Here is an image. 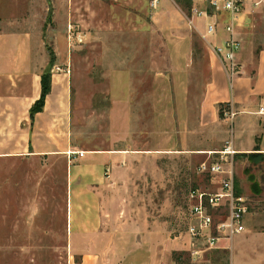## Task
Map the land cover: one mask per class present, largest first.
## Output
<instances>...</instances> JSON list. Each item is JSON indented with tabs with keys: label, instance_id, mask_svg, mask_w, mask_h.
I'll return each mask as SVG.
<instances>
[{
	"label": "rangeland",
	"instance_id": "374dc122",
	"mask_svg": "<svg viewBox=\"0 0 264 264\" xmlns=\"http://www.w3.org/2000/svg\"><path fill=\"white\" fill-rule=\"evenodd\" d=\"M206 20L191 19L190 7L179 0H0L3 46L38 49L37 64L46 70L55 61L52 50L69 64L73 149L135 150L130 166L116 175L120 184L106 186L108 225L125 221L117 210L126 204L144 206L173 237L184 229L188 191L208 183L196 167L218 157L223 147L208 149L224 144L225 133L221 122L199 119L209 81L200 34ZM249 22L238 36L256 53L264 48V7ZM217 35L215 44L224 36ZM229 108L218 107L221 120ZM252 159L234 158L235 186L248 197L249 229L227 248L187 246L182 251L189 264H231L238 238L233 264H264V185L258 194L251 189L264 162ZM66 161L58 155L0 157V264H69L70 254L79 261L69 246ZM118 189L130 197L115 198ZM193 248L202 250L195 258Z\"/></svg>",
	"mask_w": 264,
	"mask_h": 264
},
{
	"label": "crops",
	"instance_id": "0c3cea01",
	"mask_svg": "<svg viewBox=\"0 0 264 264\" xmlns=\"http://www.w3.org/2000/svg\"><path fill=\"white\" fill-rule=\"evenodd\" d=\"M260 8L263 7L256 11ZM252 15L247 16L245 25L249 26ZM199 19L202 18H194L195 21ZM219 19L217 37L219 32L224 36L216 41L218 44L226 36L223 24L228 15L222 13ZM2 38L0 34V157L58 155L67 158L69 246L72 254L79 255V261L75 262L71 261L70 254L69 264H165L167 260L175 263L171 252L191 246V239L187 234L171 237L163 224L152 222L144 206L126 204L117 210L118 217L125 216L124 222L105 223L104 216L109 211L106 206L110 200L106 186L120 184L116 175L130 166L135 150H85L79 156L73 149L71 76L67 60L59 59L60 54L52 50L55 61L46 70V64H37L36 56L41 51L20 45L7 49ZM241 44L237 54L240 72L233 76L228 75L221 62L209 54V81L199 108L201 122L224 124L223 142H232L236 151L234 158L237 154L243 157L256 153L264 155V115L257 113L264 98V48L255 53L246 42ZM42 56L45 61L46 54ZM44 73L50 77L49 92L44 97L42 109L32 113L34 103L41 96V76ZM219 105L230 107L234 116L221 120ZM223 145L208 151L220 149ZM262 177L264 173L261 172L256 177V184L261 189L264 185ZM118 191L115 198L127 200L130 197L120 189ZM247 216L244 218V232L249 229ZM239 240L241 238L233 242L231 264L236 262L235 246Z\"/></svg>",
	"mask_w": 264,
	"mask_h": 264
},
{
	"label": "built area",
	"instance_id": "2783aa9c",
	"mask_svg": "<svg viewBox=\"0 0 264 264\" xmlns=\"http://www.w3.org/2000/svg\"><path fill=\"white\" fill-rule=\"evenodd\" d=\"M259 7H264V0H191V19L211 18L206 20L200 34L207 44L208 53L221 62L230 76L240 72L237 54L242 44L238 31L244 27L247 16ZM222 13L228 15L223 24L226 36L221 43L215 44L212 37L218 33ZM257 113L264 115V98ZM225 116L231 119L234 111L227 110ZM235 152L232 142L227 140L216 159L203 161L196 167L198 174L207 176L208 183L188 191L183 211L184 229L173 231V238L187 234L192 247L198 244L204 250H211L226 248L235 236L244 232L249 203L246 195L236 191ZM82 154L78 152L79 156ZM200 252V248H193L191 256L195 258Z\"/></svg>",
	"mask_w": 264,
	"mask_h": 264
},
{
	"label": "trees",
	"instance_id": "16d2710c",
	"mask_svg": "<svg viewBox=\"0 0 264 264\" xmlns=\"http://www.w3.org/2000/svg\"><path fill=\"white\" fill-rule=\"evenodd\" d=\"M184 6L187 7V9L190 7L191 5V0H179ZM50 56H53V53L50 52ZM52 65V64H51ZM49 88H50V77L48 75V73H44L41 76V96L40 98L34 103L33 107H32V113L36 112V111H40L43 107V102H44V97L45 95L49 92ZM221 106V105H219ZM220 114V113H219ZM251 157H253L252 159V163L257 165L260 162L264 161V156L260 155V154H253L250 155ZM262 179L264 180V177H262ZM264 182V181H263ZM252 191L256 194L260 193L262 191L261 188H258V185L254 182L251 186ZM237 191V188H236ZM237 193H239L237 191ZM185 256V257H184ZM171 258L172 260L175 262V264H189V254L186 251H172L171 252Z\"/></svg>",
	"mask_w": 264,
	"mask_h": 264
}]
</instances>
